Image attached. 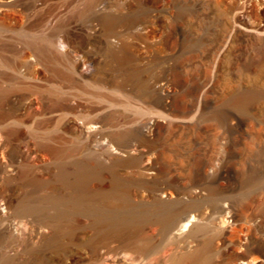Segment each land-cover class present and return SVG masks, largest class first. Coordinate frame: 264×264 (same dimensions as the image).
Segmentation results:
<instances>
[{
    "label": "rangeland",
    "instance_id": "rangeland-1",
    "mask_svg": "<svg viewBox=\"0 0 264 264\" xmlns=\"http://www.w3.org/2000/svg\"><path fill=\"white\" fill-rule=\"evenodd\" d=\"M248 1L0 0L16 12L0 21V52H11L16 73H25L23 34H41L53 48L44 66L36 65L39 84L0 77L21 89L4 102L6 109L16 104L7 122L41 131L0 134V264H264V77L233 67L260 97L213 102L228 91V66L217 70L209 60L230 16L247 8L252 22L264 20V1ZM110 15L120 21L108 29ZM172 29L174 59L157 47ZM107 38L130 46L119 65L107 54ZM201 77L215 91L208 102L203 94L190 101L191 83ZM163 82L178 85L166 89ZM31 83L44 85L48 98L38 100ZM46 90L61 96L58 108ZM105 99L112 105L102 107ZM40 115L44 126L34 122ZM121 125L140 130L120 138ZM82 126L91 128L85 133ZM71 146L77 149L64 150ZM188 210L191 221L175 227Z\"/></svg>",
    "mask_w": 264,
    "mask_h": 264
},
{
    "label": "bare ground",
    "instance_id": "bare-ground-1",
    "mask_svg": "<svg viewBox=\"0 0 264 264\" xmlns=\"http://www.w3.org/2000/svg\"><path fill=\"white\" fill-rule=\"evenodd\" d=\"M69 1V0H68ZM71 1V0H70ZM93 1V0H92ZM91 0H90V3L92 2ZM232 1V0H231ZM234 1V0H233ZM240 1V0H239ZM246 1V0H245ZM253 1L254 0H249L248 2L251 4V5H253ZM264 1V0H263ZM65 2V1H64ZM63 2V3H64ZM67 2V1H66ZM238 2V1H237ZM241 2H242V0H241ZM240 2V3H241ZM247 2V3H248ZM30 3V2H29ZM256 4H258V3H256ZM263 4V3H262ZM92 5V4H91ZM90 5V6H91ZM234 5V4H233ZM236 5V4H235ZM249 5V4H248ZM251 5L249 6V7H251ZM4 6V5H3ZM232 7V6H231ZM230 7V8H231ZM0 8H1V5H0ZM4 8L6 9L7 8V6L6 7H2L1 8V10H0V21L1 20H9V19H16V12L15 13H12V11L14 10H12L11 11V8H8V9H10V11H7V9L6 10H4ZM221 8V7H220ZM232 9V8H231ZM234 9V8H233ZM180 12V11H179ZM228 12V11H227ZM231 12V11H230ZM26 13V12H25ZM32 13V12H31ZM97 14V13H96ZM227 14V13H226ZM229 14V13H228ZM19 15H22L21 14V12H20V14ZM91 15V14H90ZM249 15V13H248V10H247V8L244 10V11H242V12H240V13H236V15H232V17L230 16V18H228V19H226L225 20V22H224V28H223V33H222V35L220 36V39H218L213 45H212V48L210 49V55H209V60L210 61H213L214 60V62H215V66H216V68H217V70L219 69V70H221V68H222V66L226 63L227 64V66H228V72L226 73V76L224 77V80H225V82L227 83V87H228V91L226 92L225 91V93H222V94H219V96H217V97H215V98H213V102L215 101V102H221V101H234V102H250V101H254V99L255 98H257V97H260V96H258V94H259V92L254 88L255 86H253V84H247V83H245L242 79L244 78H241L240 76H238V77H236L234 74H232L231 73V71H230V69H232L233 67H235V68H237V69H239L240 70V72H241V74H243V76H246V77H248V78H250V77H253V78H255V79H257V80H261V79H263V74H261L260 73V70L261 69H264V20H260L259 22H252L248 17ZM108 16V15H107ZM106 16V17H107ZM21 17V16H20ZM89 17V16H88ZM91 18V17H90ZM18 19V18H17ZM23 19V18H22ZM22 19H21V21H22ZM25 19V18H24ZM96 19V18H95ZM120 18H118L117 16H113V15H110L109 17H107L106 18V21L105 22H107L109 25V28L108 29H111V26L113 25V26H116V25H114L115 23H117V22H119L120 20H119ZM90 20V19H89ZM104 20H105V17H104ZM103 20V21H104ZM172 20V19H171ZM20 21V20H19ZM24 21V20H23ZM15 22V21H14ZM27 22V21H26ZM25 22V23H26ZM183 22V21H182ZM8 23V22H7ZM16 23V22H15ZM18 23V22H17ZM0 24H3V23H0ZM10 24H11V22H10ZM118 24V23H117ZM149 24V23H148ZM147 26V25H146ZM27 27V26H26ZM21 28V27H20ZM28 28V27H27ZM31 28V27H30ZM106 28H107V26H106ZM21 29H23V28H21ZM97 29V28H96ZM95 29V30H96ZM113 29H114V27H113ZM17 30V29H16ZM36 30V29H35ZM39 30V29H38ZM94 30V29H93ZM115 30V29H114ZM23 31H25L24 29H23ZM23 31H21V33L23 32ZM41 31H43L42 29H41ZM107 31V30H106ZM13 32V31H12ZM18 32V31H17ZM20 32V31H19ZM27 32V31H26ZM30 32V31H29ZM28 32V33H29ZM109 32V30L107 31V33ZM121 32V31H120ZM1 33V32H0ZM24 33V32H23ZM28 33L27 34H20L19 33V35H20V37H21V35H22V37L24 38V39H20L21 41H22V44H23V46H24V55L23 54H20V55H23V57L22 58H20V64H22L20 67H24L25 66V68H23L24 70H25V73H21V74H23V76L21 75V74H19V73H16L15 71H14V67H15V61H16V59H14V61H13V59H12V57L9 55L11 52H7V53H9L8 55H5V49H4V54L2 53V52H0V77H3V78H6V80H15V79H17V78H20L19 80H18V82H21L20 80H23V79H27V80H25V81H27V82H37V81H35V80H33V78H35L37 75H38V73H39V71H41V70H39L38 71V69H37V67H36V65H43L44 66V60L45 61H47V59H49L50 57H49V50L50 49H53V48H50L49 47V44H44V42L46 41L45 39H44V36L43 35H37V36H34V35H28ZM34 33L35 34H38L37 32H35L34 31ZM110 33H111V31H110ZM113 33V32H112ZM111 33V34H112ZM3 34V33H2ZM114 34H115V32H114ZM114 34H113V36H114ZM117 34H120V36H121V33H117ZM122 34H123V32H122ZM17 35V34H16ZM169 35V34H168ZM1 36V35H0ZM15 36V35H14ZM14 36H12V39H13V37ZM108 36V35H107ZM109 36H111L110 34H109ZM119 36V37H120ZM175 36H177V30H174V29H172L171 31H170V37H165V39H163L162 37V39L160 38V40L158 41V49L162 52V51H164V53L167 55V56H169V54H171L170 53V49H171V51H174V50H172L173 49V47L171 48H169V43L170 42H172V40L173 39H175ZM15 37H17V36H15ZM19 37V38H20ZM21 37V38H22ZM164 37V36H163ZM1 38H4L3 36L1 37ZM7 38V37H6ZM18 38V37H17ZM16 38V39H17ZM166 38H167V40H166ZM218 38V37H217ZM10 39H11V37H10ZM10 39L8 38V41L10 42ZM11 39V40H12ZM51 39V38H50ZM50 39H48V40H50ZM52 39H53V37H52ZM51 39V40H52ZM108 39V38H107ZM106 39V40H107ZM119 39V38H118ZM4 40H6V39H4ZM19 39H17V41H18ZM43 40H45V41H43ZM117 40V39H116ZM121 40H122V38H121ZM123 40H124V38H123ZM15 41V40H14ZM16 41V42H17ZM53 41V40H52ZM110 41H112V38H111V40L110 39H108L107 40V44L108 45H111V46H109V49H107V51H108V56H109V58H111V59H113V60H115L116 62H118V65L119 64H121V61H123V59H125V57L127 56V50L130 48V46L128 45V44H126V42H122V43H120V42H116L115 41V43H114V41L113 42H110ZM8 42V43H9ZM18 42H20V41H18ZM17 42V44L21 47V43L19 44ZM6 43V42H5ZM117 43H119L120 45L119 46H117ZM7 44V43H6ZM12 44H14V42H13V40H12ZM16 44V45H17ZM136 44V42H133L132 43V45H135ZM53 45V42H52V44H51V41H50V46H52ZM55 45V44H54ZM4 46V45H3ZM22 46V47H23ZM55 46H57V45H55ZM54 46V50L56 49V47ZM1 47V46H0ZM12 47H14V46H12ZM21 47V48H22ZM21 48H18L17 49V52H18V50L21 52V53H23L21 50ZM58 48V47H57ZM108 48V47H107ZM3 50V49H2ZM58 50V49H57ZM56 50V51H57ZM9 51V50H8ZM51 51V50H50ZM55 51V52H56ZM54 52V53H55ZM175 52V51H174ZM173 52V54H175ZM14 53V52H13ZM61 53V52H60ZM17 54V53H16ZM15 54V55H16ZM18 54V55H19ZM62 54V53H61ZM164 54V55H165ZM177 54V53H176ZM200 54V53H199ZM12 55V54H11ZM18 55H16V56H18ZM31 55H33V59L35 60V62H33V61H31L30 60V56ZM52 55V54H51ZM55 55V54H54ZM59 55V50H58V54L56 55V56H58ZM165 55V56H166ZM172 55V54H171ZM170 55V56H171ZM166 56V57H167ZM52 57H53V55H52ZM172 58L171 59H174L173 58V55L171 56ZM18 58V57H17ZM18 58V59H19ZM193 58V57H192ZM191 58V59H192ZM51 60V59H50ZM52 61V60H51ZM55 62V61H54ZM49 63V62H48ZM47 63V64H48ZM174 63V62H173ZM184 63V62H183ZM17 64H18V61H17V63H16V67H17ZM59 64V63H58ZM24 65V66H23ZM40 65V66H41ZM50 65V66H49ZM48 66L49 67H51V64H49ZM54 65H57L56 63L54 64ZM176 65V64H175ZM39 66V67H40ZM47 66V65H46ZM58 66V65H57ZM56 66V67H57ZM18 67H19V64H18ZM38 67V68H39ZM55 67V66H54ZM55 67V68H56ZM59 67V66H58ZM58 67L56 68V69H58ZM224 67H225V65H224ZM167 68H169L170 70L171 69H173L172 68V65L170 66L169 65V67H168V65H167ZM177 68V67H176ZM204 68V67H203ZM22 69V70H23ZM223 69V68H222ZM16 70V69H15ZM59 70V69H58ZM58 70H56V71H58ZM61 70V69H60ZM262 71V70H261ZM20 72V71H19ZM54 72V71H53ZM59 72V71H58ZM214 72V71H213ZM231 73V74H230ZM239 74V73H238ZM36 75V76H35ZM40 77V76H39ZM22 78V79H21ZM37 78V77H36ZM1 79V78H0ZM31 79V80H30ZM198 79V78H197ZM28 80H30V81H28ZM24 80H23V82H25ZM252 81V80H251ZM5 82V81H4ZM3 82V83H4ZM10 82V81H9ZM8 82V83H9ZM18 82L16 83L17 85H18ZM27 82H26V84H27ZM2 83V81L0 80V126H1V130H0V134H1V132L4 134V136L5 137H8V136H18V135H20V134H22L23 132H25V130H24V127H26V126H24V124H21V122L23 121V120H20L21 122H18V121H15L14 120V122H7V120L8 119H10V118H12L14 115H15V110H14V108H12V106L13 105H15L16 106V104H11L10 106H11V108H8V109H6L5 108V106H4V102H5V100L7 99V96L9 95V93L10 92H12L16 87H18V86H16V85H13L11 82H10V84H8L7 82V84L5 83V84H3ZM40 82H37V84H39ZM23 84V83H22ZM33 85V83H31V85H28L27 87H29L30 88V90L31 91H34V94H35V92L38 94V96H39V98L40 99H38V100H45L46 98H48V96L44 99V96L46 95V93H45V95H44V88L45 87H43L44 85H42V87L40 86V85ZM42 84V83H41ZM177 85H178V82L177 83H169V84H166L165 82H163V83H161V86L162 87H165L166 89L167 88H172V89H176L177 88ZM190 85V84H189ZM26 86V85H25ZM19 88V87H18ZM18 88H16L17 89V91H20L21 89H19L18 90ZM20 88H23V87H21L20 86ZM25 89V88H24ZM49 90V89H48ZM190 91V95H191V98H190V101H193V102H195L197 99H198V97H199V95L200 94H203L205 97L204 98H202V100H203V102H208L209 101V99H208V94L210 93V92H213V91H215V83H211V82H209L208 80H207V78L205 77V78H199L198 80H195V81H193L192 83H191V86H190V89H189ZM27 91V90H26ZM16 92V91H15ZM22 92H23V90H22ZM21 92V93H22ZM46 92H50L51 94H52V91L50 90V91H47L46 90ZM31 93H33V92H30V95H31ZM231 93H234V95H232L231 96ZM26 94H27V92H26ZM25 94V95H26ZM53 94H55V93H53ZM52 94V96H51V98L53 99V100H51V101H54V103L52 102V105L54 104L55 105V108H58L59 106H60V101H59V97H61V96H57V95H53ZM61 94H62V92H61ZM22 95H24V94H22ZM24 95V96H25ZM27 95H29V92H28V94ZM27 95H26V97H27ZM29 95V96H30ZM33 95V94H32ZM36 95V94H35ZM48 95V94H47ZM59 95H60V91H59ZM228 95H230V96H228ZM261 95V94H260ZM50 96V95H49ZM202 96V95H201ZM25 98V97H24ZM30 98H33V97H30ZM50 97H49V99H51ZM262 98V97H261ZM21 99V98H20ZM23 99V98H22ZM55 99V100H54ZM258 99V98H257ZM256 99V100H257ZM18 100V99H17ZM26 100H27V98H26ZM13 101V100H12ZM24 101V100H23ZM22 101V102H23ZM19 102V101H18ZM38 102H40V101H38ZM28 102H26L25 103V101H24V105L25 104H27ZM108 103V100L107 99H105L103 102H102V104H101V106L102 107H107L108 105H112V104H107ZM42 104V103H41ZM46 105V104H45ZM44 105V106H45ZM50 105V104H49ZM52 105H51V107H52ZM27 106V105H26ZM38 106V105H37ZM44 106H43V110H44ZM56 106H58V107H56ZM23 107V106H22ZM35 107V106H34ZM109 107V106H108ZM29 108V107H28ZM50 108V107H49ZM26 109H27V107H26ZM112 109H114V108H112ZM111 109V110H112ZM120 109V108H119ZM29 110V109H28ZM115 110V109H114ZM57 111V110H56ZM61 111V110H60ZM28 112V111H27ZM33 113V112H32ZM112 114V113H111ZM42 115V114H41ZM39 116L38 118H37V116H35L36 118H35V121L34 122H36V124H37V126L38 125H41L42 123H43V126H44V122H46L47 120H45L44 119V116ZM52 115V114H51ZM106 117H108V114H105V115H103V116H100L99 118H97V119H95V120H91V123L93 122H97V121H103L104 120V118H106ZM19 119V118H18ZM47 119H48V117H47ZM152 119V118H151ZM25 120V119H24ZM32 120V119H31ZM45 120V121H44ZM157 120V117H155L154 116V118H153V121H156ZM117 123H120V120H118L117 121ZM151 123H152V120H151ZM174 123H176L177 125H183V124H186L187 123V119H177V120H175V122ZM30 124V123H29ZM28 124V125H29ZM35 124V123H34ZM33 124V125H34ZM32 125V124H31ZM153 125V124H152ZM28 127V126H27ZM26 127V129L27 130H30V131H33V132H35V133H37V135H39L38 134V132H41L40 130H37L36 128L34 129V127L31 129H28ZM32 127V126H31ZM88 128H91L90 126H88V127H86V126H82L81 127V131L82 132H87V130H88ZM150 128H151V126H150ZM39 129H40V127H39ZM100 130H99V132H103V128H99ZM139 130H140V125H135L134 127H128V126H125V125H121L120 127H118V129H116L115 130V134H117V136H119L120 138H125V137H128V136H133V135H137L138 134V132H139ZM45 132V131H44ZM44 132H42L41 133V137H44L45 136V138H46V136H48V135H50V134H48V135H44ZM48 132V131H47ZM47 132H45V134H47ZM54 132V131H53ZM52 132V133H53ZM28 133H29V131H28ZM35 133H34V135H35ZM49 133V132H48ZM54 133H56V132H54ZM92 133V132H91ZM90 134V133H89ZM34 135H32V136H34ZM57 135V134H56ZM94 135V134H93ZM97 135V134H96ZM1 136V135H0ZM4 136H1V137H3L2 138V140H4V139H6V138H4ZM36 136V135H35ZM34 136V137H35ZM54 136V135H53ZM58 136V135H57ZM89 136V135H88ZM39 137L40 136H38V139H39ZM41 137H40V139H41ZM89 137H91V134H90V136ZM11 138V137H10ZM55 138V137H54ZM39 139V140H40ZM1 140V141H2ZM11 140V139H10ZM9 139H8V141H10ZM12 141V140H11ZM44 141V140H43ZM5 142H6V140H5ZM43 143L44 142H42V145H43ZM8 144V143H7ZM7 144H5V146L7 145ZM10 145V144H9ZM12 145V144H11ZM46 145V144H45ZM45 145H44V147H45ZM15 146V145H14ZM49 146V145H48ZM48 146H47V148H48ZM52 147V146H51ZM131 148V144L130 143H128V144H126V146H124V147H122V146H120V145H118V148L120 149V150H123V148ZM1 148V147H0ZM39 148V147H38ZM56 148V147H55ZM62 148V147H61ZM44 149V148H43ZM63 149V148H62ZM77 149V147L76 146H71V148H66V149H64V150H66V151H74V150H76ZM2 150H3V148H2ZM5 150V149H4ZM6 150H7V148H6ZM64 150H62V151H64ZM11 151V150H10ZM13 151V150H12ZM59 151V150H58ZM14 152H12V154H13ZM7 154H8V152H7ZM10 154L11 153H9V156H10ZM12 156V155H11ZM10 156V157H11ZM13 157V156H12ZM11 157V158H12ZM13 159V158H12ZM9 164V163H8ZM13 164V163H12ZM10 165V164H9ZM28 169V168H27ZM23 170L24 171V176H25V178L27 179V180H29L30 178H29V172H28V170ZM23 171H22V173H23ZM7 175V174H6ZM9 176V175H8ZM2 178H3V176H2ZM4 178H5V176H4ZM9 178V177H8ZM6 179V178H5ZM10 180H11V178H10ZM4 181V180H3ZM7 182V181H6ZM193 215L191 214V210H188L185 214H182L179 218H178V220H177V222L174 224V226L176 225V226H179L178 228H181V227H183V226H187V223L189 222V221H191V217H192ZM175 226V227H176ZM193 227H194V224H192L190 227H189V230L188 231H191L192 229H193ZM243 257H247V256H245V255H243ZM261 257H262V261H263V263H264V253L263 254H261ZM253 259H256V257H253Z\"/></svg>",
    "mask_w": 264,
    "mask_h": 264
}]
</instances>
